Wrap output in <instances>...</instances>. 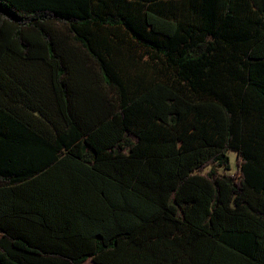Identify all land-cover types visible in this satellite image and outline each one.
Here are the masks:
<instances>
[{
	"label": "trees",
	"instance_id": "1",
	"mask_svg": "<svg viewBox=\"0 0 264 264\" xmlns=\"http://www.w3.org/2000/svg\"><path fill=\"white\" fill-rule=\"evenodd\" d=\"M87 259L264 264V0H0V264Z\"/></svg>",
	"mask_w": 264,
	"mask_h": 264
},
{
	"label": "rangeland",
	"instance_id": "2",
	"mask_svg": "<svg viewBox=\"0 0 264 264\" xmlns=\"http://www.w3.org/2000/svg\"><path fill=\"white\" fill-rule=\"evenodd\" d=\"M51 33L54 35L55 38H66L68 35V31L66 28H64L62 25H51L50 27ZM228 156L230 159V167L231 169L229 171H226L228 174H234L237 169V160H236V154L233 151L228 152ZM209 167H206L203 169V171H207ZM82 264H92V262L87 259Z\"/></svg>",
	"mask_w": 264,
	"mask_h": 264
},
{
	"label": "crops",
	"instance_id": "3",
	"mask_svg": "<svg viewBox=\"0 0 264 264\" xmlns=\"http://www.w3.org/2000/svg\"><path fill=\"white\" fill-rule=\"evenodd\" d=\"M89 260H90V259H89ZM85 261H86V260H85ZM90 261H91V260H90ZM91 262H92V261H91ZM92 264H95V263L92 262Z\"/></svg>",
	"mask_w": 264,
	"mask_h": 264
}]
</instances>
